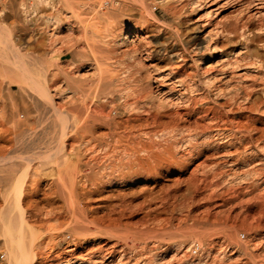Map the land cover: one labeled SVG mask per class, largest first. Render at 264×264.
Masks as SVG:
<instances>
[{"label": "rangeland", "instance_id": "374dc122", "mask_svg": "<svg viewBox=\"0 0 264 264\" xmlns=\"http://www.w3.org/2000/svg\"><path fill=\"white\" fill-rule=\"evenodd\" d=\"M100 1L72 0L71 4L66 5L62 1L56 0L52 11L51 9L47 10L50 14L49 18H45L40 15L41 10L33 12L30 5L31 1H27V6L30 9L26 13L21 8L24 0H0V43L2 46L4 45V48L0 51V55L4 59L0 64V208L7 196L19 195L22 198V193L23 195L29 193L30 195L34 190L37 191L39 199H44V192L51 194L53 201H49V204L41 203L39 208H42L43 211H50L53 215L45 217L46 219H43V223L34 225V234L37 236L36 242L42 243V251L44 252L43 261L38 259L35 264H54V261L57 260L60 254H64L74 239L73 230L76 212L80 208H85V202L79 200L74 203L72 201L73 198L84 191L91 190L94 183L105 182L108 179L119 180L126 176V181L131 178L134 183L129 184L130 182H128L122 184V186H125V189L128 190H137L138 197L133 199L134 202L129 203L130 206L128 208H115L112 216L122 219V222L118 225L114 224L104 228L105 232L103 231L102 234L87 235L85 237L87 240L85 247H97L100 244L107 243V245L116 244L115 247L118 249L115 256H118V258L115 257V264H197V261L200 260L203 264H264V243L261 241L264 232V219H259L257 200L253 199V195H249V192L242 190L246 184L249 185L252 182H256L255 178H257L256 175L259 172L264 174V130L244 132L240 134L242 141L240 136H236L234 139L231 135L220 142L212 138L208 141L209 145L200 147L193 152H191L190 147L187 146L186 149L184 145L183 147H178V150L172 149L170 151L174 154L172 159H169V155L164 154L161 148V150L154 149L152 152H142L138 148L123 152L122 148L117 147L110 139L106 140L101 137L106 133H110V131H114L116 124L127 119L128 115L120 114L119 106L111 104L110 101H103L105 95L99 83L100 78L97 68L102 56L101 35L103 24L97 23L93 18L91 19L92 15L89 14L91 9L101 14L110 7L101 5V9L99 4L103 2ZM183 1L188 2L189 0ZM208 1L205 0V2ZM84 2L89 5H83ZM211 3L212 10L217 9V13L212 19L220 16L226 17V19H247L251 22V25L260 26V31L264 38V1L261 4L249 5L244 8L240 7L237 1L227 2L225 4L228 7L226 12H221L220 9L224 5L217 4V6H213L218 3L217 1H212ZM125 4L127 6V15L124 17L126 23H121V27L129 28L134 33L143 20H146L153 27L152 31L140 33L139 37L132 38L131 41L133 43H138L142 39L141 36H145V39L142 40L143 47L145 46L146 49L150 50H159L166 37L170 36V34H175L177 31L174 18L155 0H126ZM73 14L76 15L74 16ZM196 15L194 14L193 17L196 18ZM98 28L100 32L97 31ZM39 35L46 38L43 46L44 50H41L40 46L37 45V37ZM82 36L86 38L84 39ZM23 37H25L27 42L24 41ZM30 38L33 41L32 39L29 41ZM14 45L18 47L11 49L14 48ZM182 46L183 44L179 41H174V48L181 49ZM50 52L54 54H48ZM22 55L32 57L36 63L30 64L22 60V62H17L16 66L13 67L12 64L15 65L13 62H16V57L19 58ZM140 55H143V53ZM10 57L12 63L8 59ZM144 61H142L144 67L137 69L139 72L138 76H146L152 88L155 92L157 91L156 93L163 90L166 91L168 86L179 90L181 74H175V72L182 71L181 67L171 69L172 67H166L164 62H157L154 59L149 62L147 60ZM248 62L252 63V65H247L246 67L245 64ZM248 62H243L241 68L228 70L227 85L241 87L246 82L249 83L253 80L264 81V68L258 66L256 58L251 57ZM219 66L220 64H207V67L216 69ZM29 70L36 71L35 74L40 81H35L32 71L30 72ZM116 70L121 73L122 67H116ZM137 70L132 72L136 77H138L136 75ZM172 70H174V73L170 72ZM50 71H54V74ZM24 76L27 78H24ZM68 76L86 78L85 102L82 103V113L78 117H73L64 112L67 116H65L66 128H54L58 123V119L53 114L55 113L53 111L54 108L67 104L72 98L67 86ZM28 77L32 78L31 82ZM38 84H41V86ZM28 86L31 90L28 89ZM124 86L126 87L127 84L124 83L118 88L123 89ZM37 87L41 90L44 87L46 91L50 89V92L48 91L50 95L43 89L42 94L45 93L47 96L44 95L39 98L37 95L40 92L38 93ZM90 88L92 89L90 90ZM115 94L122 96L121 91H115ZM132 94H134V97H132ZM50 96L52 101H50ZM92 96L94 97L93 100ZM135 96L137 97V93L134 92H129L126 95L127 100L130 101L136 98ZM161 96L164 97L165 95L160 94L158 97L161 98ZM46 97L49 99H46ZM261 101L262 110L264 111V98ZM61 108L64 111V108ZM259 115L262 116V114ZM82 119L84 120L81 121ZM236 119L238 120L239 118L236 117ZM80 122L81 125L79 124ZM60 132L66 134L65 137L62 136V139ZM111 135L114 137V134ZM59 139H61L60 142ZM83 141L86 143L83 144ZM53 148L57 149L56 151L59 149L60 153L55 152L56 155H52L49 150L54 152L55 150L52 151ZM104 148L106 149L105 153ZM94 149H97L96 154L91 155L95 151ZM125 152L129 154L126 160L123 159ZM190 152L191 155L189 154ZM44 153H47V157ZM106 153L109 157L105 155ZM140 153H142V156H140ZM152 154L155 158H153ZM192 154L195 155L193 156ZM130 156H133L134 159ZM120 161L122 162L120 163ZM128 165L134 168H129ZM246 172L250 173L244 176ZM239 178L240 180H238ZM47 185L48 187L50 185V187H45ZM214 185L219 190L215 189ZM232 188H240L239 192H241V195H238V193L234 194L231 190ZM106 189L109 190V188ZM141 189L147 190V193L150 194L147 200L142 197L145 192ZM225 190H230L231 192L229 194L225 193V196L221 195L222 191ZM115 202L113 203L115 204ZM164 208H168V212ZM50 221H53L54 224L52 223L53 225H51L53 227H49L50 224L48 222ZM178 223H182L183 226L187 227H193L196 223L200 228V233L184 238L178 236L175 238L173 233ZM57 224L58 229L61 231L56 230ZM158 224L159 227H157ZM64 225L65 228L63 227ZM166 225H170L167 231H164L166 235L165 233H149V230L154 229L153 227L161 228ZM46 227H49V229ZM51 228L54 229L53 234H51L53 232ZM47 229L52 232L50 233ZM90 229L93 230L94 228L91 226ZM110 231L111 233H109ZM43 233L46 236H43ZM53 236L55 237L54 239L52 238ZM39 237H42V239L38 240ZM204 242L206 243L205 245H203ZM48 243H50L49 246ZM176 244L178 245L176 246ZM181 246L183 247L179 248ZM0 247L2 248L1 245ZM1 248L0 263H4L6 256ZM120 252L122 253L120 254ZM120 255L123 258H119ZM117 259H121V261L119 260V262ZM106 263L108 264L109 261H106Z\"/></svg>", "mask_w": 264, "mask_h": 264}, {"label": "bare ground", "instance_id": "6f19581e", "mask_svg": "<svg viewBox=\"0 0 264 264\" xmlns=\"http://www.w3.org/2000/svg\"><path fill=\"white\" fill-rule=\"evenodd\" d=\"M27 1H31L30 5H31V9L33 10V12H36L37 10H41L40 15L45 17V18H49L50 14L47 12V10L51 9V11H52V7L54 6V3L56 0H24V2H22L21 8L26 13L28 12V9H30V7L27 6ZM60 1L64 2V4H66V5H69L72 3V0H60ZM83 1H85V0H83ZM140 1H142V0H140ZM155 1L158 4H161L163 6V8H165L166 12L174 18V20L176 21V27H177V31L175 32V34L173 33V34H170V36L166 37V39L162 43L161 47H159V50H156V49L150 50L148 48L146 49L145 46L143 47L144 44H143L142 40L145 39V36L144 37L141 36L142 39L139 42L136 40L138 42L136 44L133 43V41H131L132 38L139 37L140 33L143 34V33H148L149 31H152V29H153L152 25L148 24L146 20H143L141 22V24H139V25L137 24L138 28H137V31H135L134 33L129 28L126 29V28L120 26L121 23H126V20L124 19V17L127 15V12H126L127 6L125 4L126 0H101L100 2H103V3L99 4L100 8H101V5L110 6V7L108 9L104 10V12H102L101 14L96 12L94 9L93 10L91 9V11L89 13L90 15H92L91 19L93 18L94 20L97 21V23L103 24L102 35L100 34L101 39H102V41H101L102 56L100 58L99 67H97L98 73H99L98 75L100 78L99 83L102 87V92L105 95L103 98V101H105V102L110 101L111 104H115V105L119 106V108H120L119 113L122 115H128L127 119L119 121L116 124L114 131H110V133H106V134L102 135L101 137L103 139H106V140L110 139L112 142H114L116 144L117 147L122 148L121 150H123V152L125 150H129V149H133V150L135 149L136 150V148H138L139 150H142V152L143 151L152 152L154 149H160L161 148L162 151L164 152V154H168L169 159H172L174 157V154L171 153L170 151L172 149L178 150L177 149L178 147H183L184 145L186 146V149H187V146L190 147L191 152H193V151H197V149L200 147H203L205 145L206 146L209 145L208 141L211 140L212 138H215L217 142H220L223 139H227L230 135L235 139L236 136H240V134H243L244 132H248V131L251 132L250 130H253V131L264 130V114H263L264 111L262 110L263 105H262V101H261V99L264 98V81L258 82L257 80H253L249 83L246 82L241 87H231L230 85H227L228 82H226V81H228L227 80L228 79L227 76L229 75L228 70L241 68V64L243 62H248L251 57L256 58V61H257V64L259 67L264 68V38H263V35L260 31V26L259 25H255V26L251 25V22L248 21L247 19H244V18H242V19H237V18L226 19V17L220 16V17H215L214 19H212V17H214L216 15L217 9L213 11L212 10L213 7H211V5H212L211 2L217 1L218 3H215L213 6H217V4H222L224 6L223 7L221 6V8H220L221 12H226L228 10V7H226L227 5H225L227 2L237 1V3L240 4V7L244 8V7L249 6V5L261 4L264 0H209L208 2H205V0H189L188 2H184L183 0H155ZM83 5L88 6L89 4L87 2H84ZM55 11H57V10H55ZM69 11L71 12V10H69ZM101 11H103V10H101ZM0 13H1V11H0ZM194 14H197L195 16L196 18L193 17ZM2 15H3V12H2ZM73 15L75 16L76 14H73ZM25 16H26V14H25ZM34 16H35V14H34ZM38 16H36V17H38ZM89 18H90V16H89ZM148 20H150V19H148ZM51 21H53V20H51ZM64 21H66V20H64ZM24 22H25V20H24ZM24 24H26V23H24ZM50 24H51V22H50ZM71 25H70V27H71ZM89 25H91V24H89ZM128 25H130V24H128ZM39 26L41 27L40 24H39ZM77 26H78V24H77ZM57 27H59V26H57ZM33 31H34V28H33ZM59 31H61V30H59ZM97 31L100 32L99 28ZM50 32H52V31L50 30ZM155 34H156V32H155ZM161 34H162V32H161ZM32 35H33V33H32ZM29 36H31V35L29 34ZM84 36H82V37H84ZM23 38L25 39V37H23ZM32 38H30L29 41ZM85 38L86 37H84V39ZM45 39L46 38L42 35H39L37 37L38 44L37 43L36 44L40 46L41 50H44L43 46H44ZM24 41L27 42L26 39ZM32 41H33V39H32ZM174 41H179L180 43H182L183 44L182 48L181 49L174 48ZM25 44H27V43H25ZM28 44H29V42H28ZM31 44H32V42H31ZM13 47L14 48H11V49H15V47H18V46L14 45ZM3 48H4V45L2 46V44L0 43V51ZM31 52H32V50H31ZM53 52H50L48 54H51V53L54 54L55 52L54 53ZM141 53H143V55H140ZM91 54H93V53H91ZM35 55H37V54H35ZM26 56H27V54H26ZM26 56L22 55L23 58L22 57H19V58L16 57V62H13V63H15V65L12 64V66L13 67L16 66L17 62H22V60H24L30 64L36 63L32 57H29V56L26 57ZM143 57H145V58H143ZM8 59H9V61L12 60L11 57ZM152 59H154V61H157V62H159V61L164 62L165 66L166 67H172L171 69H174L176 67H181L182 71L175 72V74H178V73L181 74V77H180L181 79L179 81V87H180L179 90H175L171 86L170 87L168 86L166 91L163 90V91H159L158 93H156L157 91L155 92V90L152 88V86L150 85V82L146 76H144V75L138 76L139 72L137 69L138 68L142 69L144 67L142 61L147 60L149 62ZM3 60H4L3 57L0 55V64L3 62ZM10 63H12V61ZM209 63L211 65L212 64H214V65L220 64V66L218 69H216L214 67H207V64H209ZM95 64H97V63H95ZM58 65H60V64H58ZM247 65H252V63L248 62L245 64V66L247 67ZM38 67H36V68H38ZM116 67H122V72L119 73L116 70ZM29 68L31 69V67H29ZM133 70H137L136 75L138 77L133 75V73H132ZM183 70H184V72H183ZM142 71H140V72H142ZM53 72H51V73H53ZM170 72L174 73V70H172ZM32 73H33V78L35 79V81H40L39 77L36 76V74H35L36 71L35 72L32 71ZM51 73H50V75H51ZM121 75H122V77H120ZM171 75H170V77H171ZM80 76H82V75H80ZM82 77L68 76L67 86H68V90H69L70 94L72 95L71 96L72 98L68 102L69 104L68 103L65 105L60 104L61 106L59 108H56L54 106L55 108L53 111L55 113H53V112L52 113L55 114L54 116L58 119V121H57L58 123H57V125L54 126V128H56V127H59L61 129L66 128V122H65L66 113H68L69 115H72L73 117H78L82 113V103L85 102L84 97L86 96V91H87L86 90V85H87L86 84V78H82ZM24 78H27V77L24 76ZM28 79L30 81L32 78L30 79L28 77ZM28 79H25V80H28ZM29 81H28V83H29ZM25 83H26V81H25ZM124 83L127 84V86L126 87L124 86L123 89H119L118 86L120 87ZM176 83H178V82H176ZM30 85H33V84L30 83ZM24 86L27 87V85H25V84H24ZM39 86H41V84ZM32 87H34V85ZM38 88L39 87H37V89ZM59 88H60V86H59ZM97 88H98V85H97ZM28 89H30V87ZM43 89H45V88L43 87ZM91 89L92 88H90V90ZM33 90H35V89H33ZM38 90H37L38 93L39 92L41 93V94L39 93V95H37V96H39V98H40V96L45 95L44 92H43L44 94H42L41 89H38ZM49 90L50 89H48V91ZM43 91L48 93V91H46V89ZM95 91H96V89H95ZM115 91H121L122 96L116 95ZM129 92L137 93V97L135 96L136 98H133L132 101L127 100L128 96L126 97V95ZM33 93H34V91H33ZM48 94L50 95V93H48ZM158 94L159 95L163 94V96L164 95L165 96L164 97L161 96V98H160V97H158L159 96ZM93 95H95V94H93ZM132 95H133L132 97H134V94H132ZM45 96H47V95H45ZM93 98L94 97L92 96V100H93ZM43 99L45 100V98H43ZM46 99H49V98L46 97ZM51 99H52V97L50 98V101H52ZM86 103H87V100H86ZM61 107L64 108V111H62ZM64 112H66V113H64ZM259 114H262V116H260ZM84 117H85V115H84ZM236 117H238L239 119L237 120ZM84 119H82L81 121H83ZM43 120H45V119H43ZM79 124L81 125V122ZM73 129H76V128H73ZM111 134H114V137H112ZM62 136L65 137L66 134H64V132H62L61 133V139L63 138ZM52 137H53V135H52ZM24 138H25V136H24ZM61 139H59V142ZM86 140H88V139H86ZM238 140H239V138H238ZM240 140L242 141V137L240 138ZM250 140H251V138H250ZM84 143H86V142L83 141V144ZM71 146L73 147V145H71ZM93 146H94V144H93ZM91 148L93 149V147H91ZM106 149H107V147H106ZM106 149L105 148L103 149L104 153H105ZM53 150H55V151L51 152V150H49L52 155H54L55 152L60 153L59 149H58V151H56L57 149L53 148L52 151ZM94 150H93L94 151L93 154H91V155L96 154L97 149H94ZM49 151H48V153H49ZM130 151H127V152H130ZM127 152H125L126 154L123 157L124 160H126V158L128 159L127 156H129V154ZM147 152H145V153L147 154ZM191 152L189 153L190 155H191ZM97 153H99V152L97 151ZM107 153L105 155H108ZM45 154L47 157V153H44V155ZM122 154L124 155V153H122ZM52 155H51V157H52ZM105 155H103V156H105ZM140 156H142V153H140ZM150 156H151V154H150ZM108 157H109V155H108ZM134 157H135V155H134ZM134 157H133V159H134ZM146 157H148V156H146ZM191 157H189V158H191ZM93 158H94V156H93ZM103 158H105V157H103ZM153 158H155V156ZM142 159H144V158L142 157ZM177 159H178V157H177ZM102 160H104V159H102ZM145 161H147V160L145 159ZM121 162L122 161H120V163ZM134 163H135V161H134ZM124 164H126V163L124 162ZM128 167H129V165H128ZM130 167L132 168V166H130ZM129 168H128V172H129ZM130 172H131V170H130ZM249 173L250 172L244 173V176H247ZM254 173H256V172H254ZM121 174H122V172H121ZM129 174H131V173H129ZM242 175H241V178H242ZM256 176H257V178H255L256 182H252L249 185L245 183L246 185H245L244 189H242V190H246L247 192H249V195H251V196L253 195V199L257 200L259 219H264V174L262 172H259L258 175H256ZM125 177L120 178L119 180L108 179L105 182L94 183V184H92L93 188L91 190L82 192V194H80L79 196H76L75 198H73V200L70 198L74 203L79 201V200H82L83 202H85L84 203L85 208L84 209L80 208L76 212V217L74 219V230H73L74 236L72 235L74 239L71 241L69 248H67L65 250L64 254L63 255L60 254L58 256L57 260L54 261V264H107L106 261H109L108 264H115L114 260L116 258H118V256L117 257L115 256V254L117 253V249H118L115 247L116 244L107 245L108 244L107 243V244H103V245L100 244L97 247L91 246V248H88L87 246L85 247V244L87 242L85 237L87 235L102 234L104 231V228L109 227V226L114 225V224L118 225L122 222L121 221L122 219L112 216L113 212L115 211V208H117V207L118 208L119 207L128 208L130 206L129 203H131L133 201V199L138 197L137 196V194H138L137 190H133L130 188H129L130 190H128V189H125V186H122V184H124V183H128V182H130L129 184L134 183L131 178H129V181H126ZM239 177H240V175H239ZM104 178H103V180H104ZM238 180H240V178ZM231 181H232V179H231ZM236 181H237V179H236ZM237 182H239V181H237ZM23 184H24V182H23ZM211 184H212V182H211ZM79 185H80V183H79ZM45 187H48V185ZM49 187H50V185H49ZM85 187H86V185H85ZM90 187H92V186H90ZM214 187H215V185H214ZM106 188H109V190ZM216 188L217 187H215V189ZM87 189H89V188H87ZM209 189H210V187H209ZM211 189H213V188H211ZM217 189L219 190V188H217ZM239 189L240 188H238V189L232 188L231 190L234 194L238 193V195H241V192H239ZM66 191H67V189H66ZM142 191H144V189ZM246 191H244V192H246ZM144 192L145 193L142 197L145 200H147L148 197H150V194L147 193L148 192L147 190ZM230 192H231L230 190H225V191H222L221 195L225 196V193L229 194ZM27 193H28V191H27ZM43 194H44L43 195L44 199H39L37 197V191H35V190H34V192H31L30 195H29V193L26 195H23V193H22V198L19 195H13V196L5 197L4 202L0 208V245L2 246L3 249L1 247L0 248H1V250H4V254L6 256V259H5L4 263H0V264H35V263H37L38 259H41L43 261L44 252L42 251V243H40L39 241H38L39 243L36 242L37 236H35V234H34V225L35 224L37 225L38 223H43L44 222L43 219H46L45 217H49V215L50 216L53 215L52 212H50V211L48 212L46 210L43 211L42 208L41 209L39 208V205L41 203L45 202V203L49 204L50 203L49 201L52 200L51 194L49 195V194H46L45 192ZM244 197H245V195H244ZM38 199H39V202H38ZM240 199L242 200V198H240ZM225 200H226V198H225ZM72 201H69V202H72ZM113 202H115V204ZM53 203H55V202H53ZM147 204H148V202H147ZM161 204H162V202H161ZM219 205H220V203H219ZM71 207H73V206H71ZM154 210H155V208H154ZM164 210H166V212H168V208H166V209L164 208ZM71 216H73V215H71ZM248 217H249V215H248ZM69 222H68V224H69ZM48 223L50 224V226L48 224L49 227H53V226H51L54 224L53 221L52 222L50 221ZM202 223H200V224H202ZM159 224L157 225V227H159ZM45 226H47V225L45 224ZM91 226H92V228H94L93 230L90 229ZM49 227H46V228L49 229ZM54 227H56V226H54ZM63 227L65 228V225ZM169 227H170V225H168V226L166 225V226H163L161 228L153 227L154 229L149 230V233H152V234L153 233H165L164 231H167V229ZM57 229H58V224H57L56 230ZM199 229L200 228L197 226L196 223L193 227L183 226L182 223H178V225L175 227L173 235L175 236V238H176V236L184 238V237H188V236L193 235V234L194 235L199 234L200 233ZM47 230H46V232L49 231V230L48 231ZM51 230L53 231L54 229L51 228ZM59 230L60 229H58V231ZM206 232H207V230H206ZM38 233H40V232H38ZM44 233H45V231H44ZM53 233H54V231L51 234H53ZM109 233H111V231ZM140 233H142V232H140ZM126 234H127V232H126ZM165 235H166V233H165ZM43 236H46V235L44 234ZM40 238L42 239V237H39L38 240H41ZM52 238L54 239L55 237L53 236ZM125 240H127V239H125ZM130 240H132V239H130ZM46 241H48V240H46ZM140 241H142V240H140ZM261 241L264 243V232H263V236L261 237ZM45 243H43V244H45ZM51 243H52V241H51ZM132 243H135V242H132ZM263 243H260V244H263ZM49 244L50 243H48V246H49ZM205 244L206 243L204 242L203 245H205ZM177 245L178 244H176V246ZM65 246H66V244H65ZM108 246H110V247L106 249L105 247H108ZM133 246H134V244H133ZM182 247L183 246H181L179 248H182ZM45 253H47V252H45ZM121 253L122 252H120V254ZM121 257L122 256L120 255L119 258H121ZM3 258H4V256H3ZM119 260L121 261V259H119ZM220 261H221V259H220ZM203 262H204V260H203ZM124 263H125V261H124ZM46 264H48V263H46ZM197 264H203V263H201V260H200V261H197Z\"/></svg>", "mask_w": 264, "mask_h": 264}]
</instances>
